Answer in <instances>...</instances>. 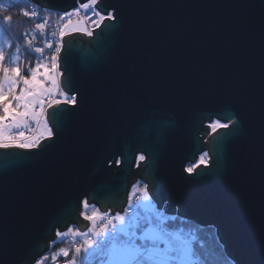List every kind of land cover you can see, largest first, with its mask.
I'll return each instance as SVG.
<instances>
[{
    "label": "water",
    "instance_id": "1",
    "mask_svg": "<svg viewBox=\"0 0 264 264\" xmlns=\"http://www.w3.org/2000/svg\"><path fill=\"white\" fill-rule=\"evenodd\" d=\"M40 5L77 7L76 0ZM104 7L115 10L114 30L96 43L95 34L65 37L73 55L66 69L61 63V81L70 76L77 107L53 140L7 150L14 165L0 167L3 264H32L57 228L87 231L84 199L101 212L122 211L138 179L158 210L213 226L233 264H264V0H105ZM214 112L240 122L217 151L212 134L203 135ZM204 150L209 167L189 176L186 163ZM137 152L147 159L134 177Z\"/></svg>",
    "mask_w": 264,
    "mask_h": 264
},
{
    "label": "snow or ice",
    "instance_id": "2",
    "mask_svg": "<svg viewBox=\"0 0 264 264\" xmlns=\"http://www.w3.org/2000/svg\"><path fill=\"white\" fill-rule=\"evenodd\" d=\"M76 4L77 7L69 12H60L48 6L41 8L40 0H31L23 8L18 7V0H9L7 5L0 4V13L15 11L29 23L34 22L31 30L17 32L19 25L14 27L11 14L0 16V150H5L0 153V167L14 165L7 150L39 149L43 140H53V129H59L64 118L77 107V95L70 76L61 81L64 76L61 63L66 69L73 55L70 42L65 48V37L73 32L88 37L95 34L96 43L106 32L116 28L117 15L114 9L104 7L105 0H76ZM53 11L61 21L56 30L50 26ZM73 16L78 18L77 23L81 26L70 29ZM204 119L207 120L208 131L203 135L212 134L214 151L222 150L226 139L240 127L239 120L228 113L214 112ZM41 123L43 129L39 135L27 134L33 125ZM156 123L163 124V121ZM207 156L208 153L201 154L199 161L193 160L184 171L189 176L201 175L202 171L197 172L196 169L201 165L209 167ZM146 159L144 154L136 157L138 162ZM120 162L116 160L118 166ZM219 167L218 162L217 170ZM92 198L95 200L96 197ZM153 204L148 185L130 192L127 206L115 214L110 210L101 212L97 209L89 215L88 200H82L80 216L90 222L89 229L80 232L75 227H66L61 232L57 228L55 235L58 239L72 236V248L60 249L51 256V261L55 264L63 258L67 264H76L77 259L83 257L88 264V258L96 257L99 264H191V258L197 255L196 248L173 230L161 211L145 215ZM48 260L49 256L38 254L33 257L32 264H45ZM0 264H3L2 259ZM202 264L207 262L202 261Z\"/></svg>",
    "mask_w": 264,
    "mask_h": 264
},
{
    "label": "trees",
    "instance_id": "3",
    "mask_svg": "<svg viewBox=\"0 0 264 264\" xmlns=\"http://www.w3.org/2000/svg\"><path fill=\"white\" fill-rule=\"evenodd\" d=\"M24 5L25 3L20 2L18 7L23 8ZM4 14H11L14 17V27L19 25V27H16L17 32L25 31L31 27L32 23H29L15 11H12L11 13H0V16ZM21 43H23V41H21ZM28 58L30 59V57ZM167 222L172 226L174 231L179 227H188L195 232L197 240L193 246L196 248L197 255L193 256L195 259L192 263H202V261H206L207 264H233L226 255L224 247L218 239L216 229L213 226H200L193 221L178 216L171 217ZM65 243L70 246L66 241ZM65 243L64 240L53 243L51 254L54 255ZM61 260L64 259L61 258Z\"/></svg>",
    "mask_w": 264,
    "mask_h": 264
},
{
    "label": "built area",
    "instance_id": "4",
    "mask_svg": "<svg viewBox=\"0 0 264 264\" xmlns=\"http://www.w3.org/2000/svg\"><path fill=\"white\" fill-rule=\"evenodd\" d=\"M20 2L25 3V4H30L31 3V0H18V4ZM8 3H9V0H0V4L7 5ZM32 7H35V5H32ZM40 7L41 8H44L42 5H40ZM74 19H77V17H75V16L71 17V20H74ZM60 25H61V21L58 19L57 15H56V11H53L51 13V16H50V26L53 28V30H56ZM33 26H34V22L31 24V27L29 29H27V30H31L33 28ZM89 30H91V26H89ZM73 33H75V32H73ZM49 38L51 39V37H49ZM41 46H42V41H41ZM27 134H31V133L28 131ZM81 211H83V208H82ZM152 213L153 212H147V213H145V215H151ZM161 213H162V215H165V213L163 211H161ZM89 226H90V222H89ZM175 231L180 235V237L183 240L188 241L192 246L195 243V241L197 240V237H196L195 232L192 229L188 228V227H179ZM81 232H83V231H81ZM66 242L69 243V245L72 247V239H67ZM52 244H53V242H51L49 244V249L44 254V255L49 256V260L46 261L45 264H53V262L51 261V256H52V254H51V248H52ZM83 262H85V261H83ZM97 263H99V262H98V260H97L96 257H90V258H88V264H97ZM55 264H67V261L66 260H60V259H58L55 262ZM76 264H83V263H82L81 260H77ZM192 264H202V263L195 262V263H192Z\"/></svg>",
    "mask_w": 264,
    "mask_h": 264
},
{
    "label": "rangeland",
    "instance_id": "5",
    "mask_svg": "<svg viewBox=\"0 0 264 264\" xmlns=\"http://www.w3.org/2000/svg\"><path fill=\"white\" fill-rule=\"evenodd\" d=\"M72 21V23H71V25H70V29H72V28H75V27H80L81 25L80 24H78L77 23V21H78V18L77 19H74V20H71ZM42 129H43V123H41L39 126H35V125H33V127L30 129V130H28L31 134H29V135H39V133L42 131ZM139 188H143V185H141V183H135L133 186H132V188H131V190H130V192H132V191H136L137 189H139ZM154 201V200H153ZM91 205L92 204H90V207L88 208V210H87V212H88V214L89 215H91L92 214V212L93 211H96L97 209H98V207L96 206L95 208H93V207H91ZM155 210H157V207H156V204L154 203L153 204V208L152 209H150L148 212H154ZM166 219H167V221L171 218V217H174V216H171V215H163ZM70 227H72V226H70ZM90 227V226H89ZM61 232H63V231H61ZM72 239V236L71 235H69L68 237H65L63 240H64V243H65V241L67 240V239ZM63 241V240H61V239H58L57 237H56V239H55V241L53 242V243H55L56 241ZM62 248H69L68 247V245L65 243L64 245H63V247ZM61 248V249H62ZM59 252V250L55 253V254H57ZM54 254V255H55ZM194 257H192L191 258V263L194 261ZM60 260H61V258H60ZM85 264V263H84ZM97 264H99V263H97Z\"/></svg>",
    "mask_w": 264,
    "mask_h": 264
},
{
    "label": "flooded vegetation",
    "instance_id": "6",
    "mask_svg": "<svg viewBox=\"0 0 264 264\" xmlns=\"http://www.w3.org/2000/svg\"><path fill=\"white\" fill-rule=\"evenodd\" d=\"M207 125V122L205 123V126ZM211 133L209 132V135H210ZM208 137H205L204 139H207ZM203 153H208L207 152V150H204V151H202L200 154H198L197 155V157H196V161H199V159H200V156H201V154H203ZM140 154H144L143 152H137V154H136V157L138 156V155H140ZM145 155V154H144ZM206 160H207V163H209L210 162V160H211V158H210V156H209V154H208V156L206 157ZM137 163H139V165H140V163L141 162H138L137 160H135V165H134V177L136 176V173H137V169H138V167H137ZM188 166H191V163H186V165H185V168L186 167H188ZM136 183H141V185H147L144 181H142L141 179H138L137 181H136Z\"/></svg>",
    "mask_w": 264,
    "mask_h": 264
},
{
    "label": "crops",
    "instance_id": "7",
    "mask_svg": "<svg viewBox=\"0 0 264 264\" xmlns=\"http://www.w3.org/2000/svg\"><path fill=\"white\" fill-rule=\"evenodd\" d=\"M76 228V227H75ZM77 230H79L78 228H76ZM89 229V228H88ZM80 231V230H79ZM81 232V231H80ZM70 239V238H69ZM59 241V240H58ZM69 248L68 249H71L72 247L71 246H68ZM77 260H84L83 257H80L78 258Z\"/></svg>",
    "mask_w": 264,
    "mask_h": 264
}]
</instances>
